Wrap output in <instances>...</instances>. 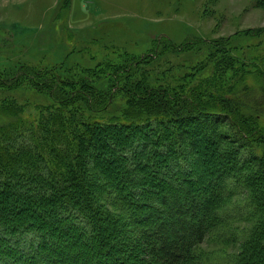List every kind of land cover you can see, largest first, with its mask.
<instances>
[{
	"label": "trees",
	"instance_id": "trees-1",
	"mask_svg": "<svg viewBox=\"0 0 264 264\" xmlns=\"http://www.w3.org/2000/svg\"><path fill=\"white\" fill-rule=\"evenodd\" d=\"M58 3L63 11L69 0ZM201 42L221 54L210 58L212 75L188 88L183 76L151 87L139 66L153 54L98 63L62 82L48 66L0 75L6 92L27 85L56 102L40 115L41 133L27 126L26 136L19 120L0 126V264H196L231 184L250 193L256 217L235 264H264V59L249 68L225 38L164 41L174 51ZM104 79L109 86L97 95L94 83ZM117 91L127 100L121 115L84 116L104 110ZM225 119L230 130L222 132ZM127 222L138 231L126 247ZM135 251L141 262L128 259Z\"/></svg>",
	"mask_w": 264,
	"mask_h": 264
},
{
	"label": "rangeland",
	"instance_id": "rangeland-1",
	"mask_svg": "<svg viewBox=\"0 0 264 264\" xmlns=\"http://www.w3.org/2000/svg\"><path fill=\"white\" fill-rule=\"evenodd\" d=\"M258 1L69 0L68 8L62 11L58 0H0V75H11L22 64L48 66L55 68L62 82L69 79V72L80 75L98 63L123 65L127 57L146 59L153 54L139 66L151 87L174 86L183 77L184 88L192 87L212 75L211 56L218 57L221 52L202 42L174 51L164 41L179 45L184 41L225 38L230 42L226 47L228 50L230 46L232 56L245 61L249 68L255 62L260 65L264 59V5ZM248 29L261 30L251 36L241 35ZM199 61L204 65L194 66ZM260 68L264 70V61ZM252 75L246 77L249 84L254 83ZM108 84L107 79L94 83L95 93L104 92ZM64 91H69L68 85L61 88L60 92ZM54 102L49 94L27 85L8 92L0 89V126L21 122L18 131H25L26 136L30 130L41 133L35 130L40 115L49 117L46 111L56 107ZM126 102L117 91L104 110L90 114L83 109V114L111 119L121 115ZM19 107L21 112L16 109ZM261 117L264 124V114ZM229 125L225 119L219 130L228 131ZM27 126L31 127L28 131ZM258 179L262 180V176L258 175ZM233 185V195L216 213V227L194 251L196 264H235L242 243L251 238L256 217L250 214L246 201L250 193ZM101 204L121 215L115 206ZM130 224L127 222L125 228L126 247L138 231ZM135 252L128 256L129 260L140 257Z\"/></svg>",
	"mask_w": 264,
	"mask_h": 264
}]
</instances>
